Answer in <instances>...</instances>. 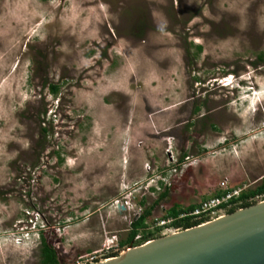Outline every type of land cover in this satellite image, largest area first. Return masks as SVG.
<instances>
[{
	"label": "rangeland",
	"instance_id": "374dc122",
	"mask_svg": "<svg viewBox=\"0 0 264 264\" xmlns=\"http://www.w3.org/2000/svg\"><path fill=\"white\" fill-rule=\"evenodd\" d=\"M263 178L264 0H0V264Z\"/></svg>",
	"mask_w": 264,
	"mask_h": 264
},
{
	"label": "water",
	"instance_id": "95a60500",
	"mask_svg": "<svg viewBox=\"0 0 264 264\" xmlns=\"http://www.w3.org/2000/svg\"><path fill=\"white\" fill-rule=\"evenodd\" d=\"M84 264H264V199Z\"/></svg>",
	"mask_w": 264,
	"mask_h": 264
},
{
	"label": "trees",
	"instance_id": "16d2710c",
	"mask_svg": "<svg viewBox=\"0 0 264 264\" xmlns=\"http://www.w3.org/2000/svg\"><path fill=\"white\" fill-rule=\"evenodd\" d=\"M46 1V0H45ZM201 49V46H198ZM51 90L53 92H58L59 87L55 84L51 85ZM47 129L43 128V132L47 133ZM187 155L186 152H183L181 160ZM225 193L224 190L216 192L213 196H221ZM167 193H164L162 197H165ZM210 196V197H213ZM208 197V198H210ZM207 199V198H206ZM264 199V178L262 182L255 187H250L241 193L238 198H233L231 201L232 206L228 207L226 213L233 212L239 208L249 206L260 200ZM199 203L190 204L188 206H173L165 214L163 219H168L172 217L173 220L170 223L157 226L155 229H150L147 222V212L144 211L140 216L135 218L132 221L131 228L126 239L119 242L121 247L126 246H135L147 242L148 240L158 238L161 235L162 231L167 228L175 229H185L202 223L204 220H195L192 216H183L180 217V214L183 212L192 211ZM139 236V237H138ZM119 250L114 251L113 249L103 256L102 259L109 257H114L119 254ZM41 263L42 264H62L61 259L58 255L57 249L51 245L44 235L41 236ZM100 259H97L99 261Z\"/></svg>",
	"mask_w": 264,
	"mask_h": 264
},
{
	"label": "built area",
	"instance_id": "2783aa9c",
	"mask_svg": "<svg viewBox=\"0 0 264 264\" xmlns=\"http://www.w3.org/2000/svg\"><path fill=\"white\" fill-rule=\"evenodd\" d=\"M227 183V180H223L221 182L223 190L225 191L223 195L204 199L203 201L199 202V204L192 211L181 213L180 217L189 215L192 216L195 220H204L226 212L227 208L232 206V199L238 198L243 190H245V188L243 189V187H229ZM172 220V217H169L166 220L163 219L159 225L170 223Z\"/></svg>",
	"mask_w": 264,
	"mask_h": 264
},
{
	"label": "bare ground",
	"instance_id": "6f19581e",
	"mask_svg": "<svg viewBox=\"0 0 264 264\" xmlns=\"http://www.w3.org/2000/svg\"><path fill=\"white\" fill-rule=\"evenodd\" d=\"M80 264V263H79ZM82 264V263H81Z\"/></svg>",
	"mask_w": 264,
	"mask_h": 264
},
{
	"label": "flooded vegetation",
	"instance_id": "af4514ba",
	"mask_svg": "<svg viewBox=\"0 0 264 264\" xmlns=\"http://www.w3.org/2000/svg\"><path fill=\"white\" fill-rule=\"evenodd\" d=\"M186 157V156H185Z\"/></svg>",
	"mask_w": 264,
	"mask_h": 264
}]
</instances>
